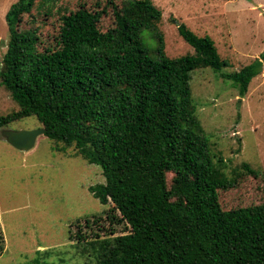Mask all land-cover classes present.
Wrapping results in <instances>:
<instances>
[{"label":"trees","instance_id":"trees-1","mask_svg":"<svg viewBox=\"0 0 264 264\" xmlns=\"http://www.w3.org/2000/svg\"><path fill=\"white\" fill-rule=\"evenodd\" d=\"M57 3L16 0L5 14L0 85L17 109L0 114V130L33 115L54 150L101 166L105 181L88 189L111 203L108 216L118 211L128 232L78 230L82 254L93 264H264V201L221 205L219 190L243 172L223 174L190 88L191 71L209 67L243 96L262 71L264 51L226 71L211 36L181 22L177 31L192 50L166 54L162 10L152 0L83 1L68 11ZM241 167L258 176L248 163ZM260 176L264 182V169Z\"/></svg>","mask_w":264,"mask_h":264},{"label":"rangeland","instance_id":"rangeland-1","mask_svg":"<svg viewBox=\"0 0 264 264\" xmlns=\"http://www.w3.org/2000/svg\"><path fill=\"white\" fill-rule=\"evenodd\" d=\"M15 1L0 0V60L9 38L5 14ZM57 1L56 6L61 4L68 11L80 2L92 4L96 0ZM152 1L162 10L158 27L169 56L192 50L178 33L176 22L184 23L198 35L211 36L226 62V71L238 70L264 51V0ZM109 20L108 15L102 24L106 26ZM141 38L148 48L154 47L148 31ZM190 88L211 152L224 160L223 174L230 178L237 168L243 172L234 186L219 190L221 205L230 208L263 202L260 173L264 169V64L243 96L231 81L209 67L191 71ZM14 109L17 104L0 85V114ZM39 126L31 115L7 127ZM242 162L248 163L258 176L243 169ZM104 181L101 166L54 150L44 133L37 136L31 148L19 150L0 130V227L5 238L0 264H93L88 251L82 254L74 239L78 230L84 234L95 230L101 235L110 229L113 235L128 232L126 223H117L118 211H110L108 216L111 203L102 204L88 189ZM95 215L99 216L97 224L85 226L84 219L93 220Z\"/></svg>","mask_w":264,"mask_h":264},{"label":"water","instance_id":"water-1","mask_svg":"<svg viewBox=\"0 0 264 264\" xmlns=\"http://www.w3.org/2000/svg\"><path fill=\"white\" fill-rule=\"evenodd\" d=\"M43 133H45V128L42 126L32 129H11L8 127L1 129V135L19 150L31 148L35 144L37 136Z\"/></svg>","mask_w":264,"mask_h":264}]
</instances>
